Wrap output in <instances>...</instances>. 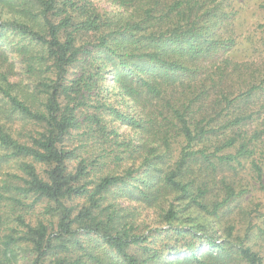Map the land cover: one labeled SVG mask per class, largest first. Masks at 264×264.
Wrapping results in <instances>:
<instances>
[{"label":"trees","instance_id":"1","mask_svg":"<svg viewBox=\"0 0 264 264\" xmlns=\"http://www.w3.org/2000/svg\"><path fill=\"white\" fill-rule=\"evenodd\" d=\"M17 1L0 264H264V68L221 56L222 0Z\"/></svg>","mask_w":264,"mask_h":264},{"label":"rangeland","instance_id":"2","mask_svg":"<svg viewBox=\"0 0 264 264\" xmlns=\"http://www.w3.org/2000/svg\"><path fill=\"white\" fill-rule=\"evenodd\" d=\"M17 3V0H10L4 5H0V14L3 18H23V16L19 14L23 10ZM92 4L96 6L100 12L102 11L101 13L106 15H110L114 10L119 9L111 0H92ZM221 7L223 14L226 13L229 15V23L227 29H218V34L222 35L225 39H234V45L227 52L221 53V56L231 59L232 63L237 61L259 62L264 68V0H222ZM5 45L6 44H2V47H5ZM212 61L220 62L221 58L217 56ZM15 69L16 72L20 71V65L17 60ZM259 98L262 99L261 97ZM260 116V119L251 126L252 129H262L263 124L261 119L262 117L264 118V109L261 110ZM29 125L30 124H28L27 127ZM263 138L264 136H260L258 142L260 143ZM0 171H2V169H0ZM240 175V177L245 179L243 182L250 179L249 171L246 168L240 172ZM255 194L257 198H259L258 193L255 192ZM237 201L239 200L236 199L234 204ZM242 206L247 211L252 207L251 203ZM235 217L238 218L240 215L235 214ZM215 225L220 229L223 226L221 220L215 221ZM248 243L254 245L255 249H258L261 238L252 232L248 237Z\"/></svg>","mask_w":264,"mask_h":264}]
</instances>
